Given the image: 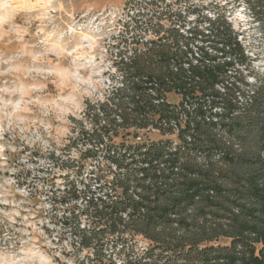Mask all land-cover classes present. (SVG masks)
Instances as JSON below:
<instances>
[{
  "label": "trees",
  "instance_id": "1",
  "mask_svg": "<svg viewBox=\"0 0 264 264\" xmlns=\"http://www.w3.org/2000/svg\"><path fill=\"white\" fill-rule=\"evenodd\" d=\"M178 1L140 0L146 20L135 27L156 38L133 42L121 86L87 105L91 128L80 131L87 151L125 174L113 178L119 193L88 204L90 222L78 221L75 235L99 253L109 245L123 251L140 236L149 243L144 264H264V74L223 17L208 20L206 34L188 29L184 37L174 25ZM242 2L264 37V0ZM169 93L181 97L185 116L174 147L115 143L130 128L175 119Z\"/></svg>",
  "mask_w": 264,
  "mask_h": 264
},
{
  "label": "rangeland",
  "instance_id": "2",
  "mask_svg": "<svg viewBox=\"0 0 264 264\" xmlns=\"http://www.w3.org/2000/svg\"><path fill=\"white\" fill-rule=\"evenodd\" d=\"M172 4L184 37L188 29L206 34L208 20L223 17L250 66L264 74V37L242 0ZM141 6L140 0H0V110L21 99L5 90L26 93L17 113L23 123L5 130L0 119V264H144L149 243L140 236L127 239L123 251L109 245L99 253L82 248L74 231L78 221L89 224L90 202L120 192L113 178L124 176V169L102 166L103 154L87 151L90 141L80 131L91 128L87 105L106 102L121 86L119 68L137 47L133 42L156 38L135 27L145 25ZM166 101L183 124L181 97L169 93ZM123 133L117 145L177 142L154 132Z\"/></svg>",
  "mask_w": 264,
  "mask_h": 264
},
{
  "label": "clouds",
  "instance_id": "3",
  "mask_svg": "<svg viewBox=\"0 0 264 264\" xmlns=\"http://www.w3.org/2000/svg\"><path fill=\"white\" fill-rule=\"evenodd\" d=\"M5 7L7 8L8 6L6 5ZM5 91H7L9 95L19 94L21 96V99L16 102H12L11 100L5 102L3 105V109L0 110V119L6 121L5 130H7L8 128H11L13 126L19 127L20 123H23V121L17 115V113L24 110L22 105H23V97L26 93H24L22 90L19 89H12L10 91L9 90H5ZM21 131H23V129H21ZM14 264H29V261L25 259H21L15 261ZM39 264H51V261L47 259H42L39 262Z\"/></svg>",
  "mask_w": 264,
  "mask_h": 264
},
{
  "label": "built area",
  "instance_id": "4",
  "mask_svg": "<svg viewBox=\"0 0 264 264\" xmlns=\"http://www.w3.org/2000/svg\"><path fill=\"white\" fill-rule=\"evenodd\" d=\"M155 102L156 103L163 102V99L162 98L161 99H157ZM182 114H184V113H182ZM117 119H118V117H117ZM184 120H185V116H184V118L182 120L183 123H184ZM118 121H119V119H118ZM164 128L170 129L172 131V133L170 135H163L162 134V130ZM182 128H183V124H180L178 122L177 118H175V119H171V120H169L167 122L164 121V120L158 121L157 122V127L149 126L147 128H143V129H138V128H130V129H134V131H136V132H154V133H158L163 138L164 137H169V136H174V137H176V140H177V134L180 131V129H182ZM137 139H139V137ZM165 140H170V139L166 138ZM165 140H159V141H165ZM188 140H190V139L188 138ZM159 141H156V142H159ZM170 141H172L173 147L177 143L175 140H170ZM151 143H153V142H151ZM143 144H150V143H143ZM119 177H120V179L124 178V176H119Z\"/></svg>",
  "mask_w": 264,
  "mask_h": 264
}]
</instances>
